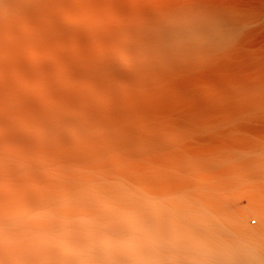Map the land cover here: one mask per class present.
<instances>
[{
    "label": "bare ground",
    "instance_id": "1",
    "mask_svg": "<svg viewBox=\"0 0 264 264\" xmlns=\"http://www.w3.org/2000/svg\"><path fill=\"white\" fill-rule=\"evenodd\" d=\"M263 14L240 0H0V264H175L144 186L87 177L85 190L65 170L120 158L145 180L163 139L209 145L261 120L264 41L249 26Z\"/></svg>",
    "mask_w": 264,
    "mask_h": 264
},
{
    "label": "rangeland",
    "instance_id": "2",
    "mask_svg": "<svg viewBox=\"0 0 264 264\" xmlns=\"http://www.w3.org/2000/svg\"><path fill=\"white\" fill-rule=\"evenodd\" d=\"M240 1L264 5V0ZM252 29L254 36L264 41V17L249 26ZM234 125L227 126L225 134L214 131L209 145L163 139L165 147L146 157L145 180L139 178L138 162L133 171L130 160L119 162L120 158L104 170L74 168L65 172L79 176L85 190L87 177L102 184L113 180L118 185L144 186L145 191L136 195L139 206L148 217L159 218L161 232L154 239L159 236L164 252L175 264H262L264 116L259 121L237 123L248 129L245 132L236 131ZM174 147L188 153H176ZM120 217L127 219V212H121ZM254 230L262 233L258 240L244 235V231Z\"/></svg>",
    "mask_w": 264,
    "mask_h": 264
},
{
    "label": "built area",
    "instance_id": "3",
    "mask_svg": "<svg viewBox=\"0 0 264 264\" xmlns=\"http://www.w3.org/2000/svg\"><path fill=\"white\" fill-rule=\"evenodd\" d=\"M255 222H253L252 224H254Z\"/></svg>",
    "mask_w": 264,
    "mask_h": 264
}]
</instances>
